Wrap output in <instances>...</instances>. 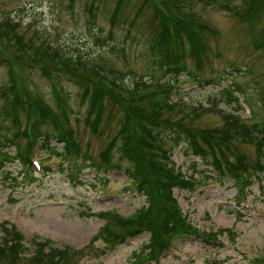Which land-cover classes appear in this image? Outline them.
Segmentation results:
<instances>
[{
	"label": "rangeland",
	"instance_id": "374dc122",
	"mask_svg": "<svg viewBox=\"0 0 264 264\" xmlns=\"http://www.w3.org/2000/svg\"><path fill=\"white\" fill-rule=\"evenodd\" d=\"M90 1L0 0V18L3 21L7 19L10 26L15 25V30L27 44H42L40 47L52 51L53 55L56 53L69 57L78 54V57L90 56L98 63L111 62L126 72L124 77L127 85L133 83L135 77L148 79V73L156 70L150 49L151 37L160 29L152 1L133 26L128 24L143 0H126L118 25H113L110 19L116 0H100L92 12L89 10ZM182 1L188 8L183 7L181 10L193 11L202 22L215 29V33L208 37L202 66L199 67L197 60L192 57L186 60L194 73L213 81L202 85L183 73L171 95L174 103H181L174 107L173 113L170 112V121L167 123L174 127L177 122L182 123L195 133H206L222 126V111H235V104L227 102L224 90L235 84L239 90L235 95L240 96L239 105L242 107L237 112L249 124L264 119V49L256 45L264 40V13L250 24L217 5L198 0ZM234 5L238 8L244 6V10L247 8L246 0H235ZM0 50L4 52L5 64L14 62L19 65L23 85L31 94L39 95L55 114L54 117L64 121V126L73 130L81 153L99 163L102 160L101 153L109 146L124 120V108L131 106L127 89H116L119 100L106 97L104 118L97 131H94L86 121L88 103H83L80 98L87 88L74 76V72L81 70H75L72 65L49 61L41 55L25 60L26 51L21 50L16 42H8L3 38H0ZM7 80V65H2L0 88ZM92 90L93 87L88 92H94ZM62 110L68 113L67 120ZM19 119L24 123L25 115L21 113ZM165 123L160 122L157 129L171 134V129ZM44 130L56 133L51 120L50 124L44 125ZM138 132H142V127ZM181 133L183 142L173 148L172 159L187 176L194 174L198 178L211 166L187 147L188 132L182 130ZM259 135L263 137L261 133ZM51 144L61 145L56 140H52ZM167 145L174 147L175 143L168 141ZM204 147H208L206 143ZM15 149L11 147L10 151L14 152ZM224 152L232 161L244 155L249 162L250 166H244V173L253 172L254 180L244 194L240 193L231 179L220 182L212 178H206L193 191L184 187L175 188L174 191L182 213L187 215V221L201 231L217 233L219 242L179 238L160 260H150L144 264L263 263L264 173L259 174L255 169L258 165L256 146L233 140L224 146ZM33 158L43 166L35 172L33 181L23 179L19 174L22 168L20 162H8L2 169L11 174L0 176V236L3 234L2 225H17L27 239L22 242L26 258L34 252L35 247L30 240L36 238L38 241L52 240L51 246L55 248L69 246L73 250H81L78 254L69 255L62 264H133L134 254L148 243L149 232L143 231L110 250L102 239L93 242L106 224V220L100 216L102 212L111 210L122 216H130L150 202L144 193L132 187V179L126 172L116 168L100 170L89 164L74 179L69 175L71 171L60 165L62 160L59 156L49 157L47 151L35 150ZM112 158L114 161L119 160L116 150L112 152ZM211 159L208 155L207 160ZM261 161L264 163L263 158ZM88 163L89 160L86 165ZM79 164L82 165V162ZM6 175L10 176L5 178ZM257 177H262L263 181L257 180ZM24 264L31 262L25 259Z\"/></svg>",
	"mask_w": 264,
	"mask_h": 264
},
{
	"label": "trees",
	"instance_id": "16d2710c",
	"mask_svg": "<svg viewBox=\"0 0 264 264\" xmlns=\"http://www.w3.org/2000/svg\"><path fill=\"white\" fill-rule=\"evenodd\" d=\"M100 0H91L89 10L92 12L94 5ZM155 7V16L159 19V32L151 37L150 49L156 70L148 73L149 78H134V82L127 85L124 70L116 68L111 63H98L93 58L78 57L70 55L62 57L40 46L27 44L21 35L15 30V25H8L7 19L0 18V38L14 41L21 50L26 51V59L41 55L49 61L59 62L63 65H72L75 70V79H79L86 86L80 98L83 103H88V114L86 121L88 125L97 131L104 118L106 97L119 100L116 92L118 88L127 89L131 99V106L124 108V120L121 121L118 131L115 133L109 146L101 153V161L95 162L88 155L81 153L78 139L74 132L64 126V121L55 118L48 105L44 104L39 95L31 94L30 90L23 85V77L17 63L6 61L4 52L0 50V67L7 65L8 80L0 88L2 104L0 105V176L11 174L2 170L8 162L19 160L23 169L19 173L26 180H35L32 155L34 148L39 145L42 150L47 151L49 157L57 155L68 167L70 174L77 179L92 164L103 170L120 169L132 179V187L149 198L148 206L134 212L130 216H122L115 211H104L100 214L106 220V224L100 229L94 240L102 239L108 250L114 249L118 244L129 238L137 237L141 232L150 234L148 243L140 252L134 254L133 264H143L149 260H158L161 254L168 250L174 239L185 237H199L207 242L215 241L217 233L201 231L190 223L187 215L183 214L179 202L174 195L175 188L195 190L199 183L205 179L222 180L227 174L232 177L235 186L241 194L253 182L251 173H244V166H250L244 155L237 157L235 161L228 158L224 152V146L233 140L253 143L258 154V165L255 169L259 174L264 173V119L249 124L242 115L237 112L242 107L235 92L239 91L236 84L224 90L227 102L235 104L234 112L222 111L224 123L214 129L201 133L202 131H191L182 123H176V127L167 123L170 121L169 114L173 113L174 107L181 102H175L171 95L175 92V83H179V77L186 73L189 77L197 80L200 84H209L213 80L201 78L194 73L187 64L188 57H192L199 67L202 66V56L207 52V41L215 29L201 21L200 17L191 10H181L187 7L182 0H143L138 7L134 18L128 25H134L149 2ZM208 4L217 5L219 8L233 14L245 23L253 24L264 13V0H246L247 8L244 10L234 5L235 0H198ZM126 0H116L113 12L110 16L113 25L120 22V14ZM92 14V13H90ZM123 23H126L125 21ZM264 31V29H263ZM112 36V35H110ZM100 41V37L97 36ZM258 48L264 49V40L256 44ZM3 49V48H2ZM82 71L85 72L82 74ZM89 76H86V75ZM192 75V76H189ZM91 76V77H90ZM19 77L21 80L19 82ZM203 80V83H202ZM178 85V84H177ZM93 87L94 92H88ZM36 98V99H34ZM181 100V98H180ZM130 102V101H129ZM62 101H60L61 105ZM185 104V103H184ZM51 112V114H50ZM25 115V122L19 119V115ZM65 120L69 115L62 110ZM53 124L55 134L44 130L45 124ZM124 121V122H123ZM166 121L164 125L171 129L172 133L162 132L157 127L160 122ZM142 132L139 133V128ZM180 128V131H177ZM188 132L189 142L187 147L201 156L205 164L211 168L204 171L200 177L187 176L179 169L173 159V148L179 147L182 142L181 131ZM179 132V133H178ZM258 133H263L261 137ZM56 140L60 146L51 144ZM25 141V142H24ZM168 141L175 143L168 146ZM207 144V148L204 147ZM15 147V152L10 151ZM116 150L118 159L114 161L112 152ZM85 155V156H84ZM211 160H207V156ZM87 160L89 163L86 165ZM82 162V165L79 162ZM125 162V165L123 164ZM206 170V169H205ZM219 170L221 172H219ZM247 170V169H245ZM208 172V174H205ZM10 175H6L7 178ZM257 180L263 181L262 177ZM221 182V181H220ZM3 234L0 236V264H24L25 259L31 264H62L69 255L78 254L81 250H73L66 246L63 248L52 247V240H31L34 252L31 257L23 255L22 247L25 240L24 235L17 229L15 224L2 225ZM232 230H230V234ZM48 249V250H47ZM23 256V257H22ZM263 262V263H262ZM264 264V258H261Z\"/></svg>",
	"mask_w": 264,
	"mask_h": 264
}]
</instances>
